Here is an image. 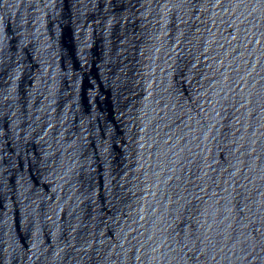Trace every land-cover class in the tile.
<instances>
[{"label": "water", "instance_id": "1", "mask_svg": "<svg viewBox=\"0 0 264 264\" xmlns=\"http://www.w3.org/2000/svg\"><path fill=\"white\" fill-rule=\"evenodd\" d=\"M0 264H264V0H0Z\"/></svg>", "mask_w": 264, "mask_h": 264}]
</instances>
